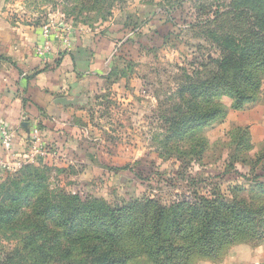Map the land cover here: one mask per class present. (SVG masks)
<instances>
[{
    "label": "rangeland",
    "instance_id": "rangeland-1",
    "mask_svg": "<svg viewBox=\"0 0 264 264\" xmlns=\"http://www.w3.org/2000/svg\"><path fill=\"white\" fill-rule=\"evenodd\" d=\"M0 13L68 34L106 23L124 34L115 51L124 69L69 110L83 145H52L48 156L0 179V217L14 207L11 198L22 204L0 218V264H105L104 252L123 264H235V247L256 248L250 223L231 242L224 240L232 226L220 222L196 242L201 225L185 203L211 201L215 209V200L236 197L264 207V133L251 120L264 93L246 79L237 84L242 94L212 88L222 83L214 39L234 32L237 55L262 53L240 38L264 35V0H0ZM172 204L182 206L180 228L170 225ZM161 210L169 225L158 232ZM222 214L236 217L226 207ZM163 235L182 249L178 259L154 253Z\"/></svg>",
    "mask_w": 264,
    "mask_h": 264
},
{
    "label": "crops",
    "instance_id": "crops-1",
    "mask_svg": "<svg viewBox=\"0 0 264 264\" xmlns=\"http://www.w3.org/2000/svg\"><path fill=\"white\" fill-rule=\"evenodd\" d=\"M122 27L106 23L68 34L57 27L23 24L0 13V123L14 134L13 162H26L35 132L46 145H83L82 131L71 121L69 110L78 109L87 92L116 67L124 69L115 56L116 44L124 35ZM45 29L51 50L42 59L35 49L42 43ZM251 120L253 130L263 134L264 104ZM0 160H8L1 147ZM245 248L249 247H235V264H264V240L249 248V256L241 254Z\"/></svg>",
    "mask_w": 264,
    "mask_h": 264
},
{
    "label": "trees",
    "instance_id": "trees-1",
    "mask_svg": "<svg viewBox=\"0 0 264 264\" xmlns=\"http://www.w3.org/2000/svg\"><path fill=\"white\" fill-rule=\"evenodd\" d=\"M83 2V1H82ZM214 42H216L217 47L221 49L220 52V60L218 62V72L221 73L222 78H221V85H216L213 86L212 88L214 90L218 89L219 86L220 88H229L230 91L234 92L235 94L239 93L242 94L243 91H240L237 88V84L239 82H242L243 80H248V81H254V88H258L261 90V92L264 93V35H262L259 38L255 37H247L245 39L240 38V41L244 44L245 46L248 47H259L263 48L262 53H257V52H252L251 54L245 52L244 50L237 55V40L234 32H227L226 35H222L220 38L214 39ZM263 58L262 61H257L256 58ZM253 63H256L257 66L260 64L259 68L257 69V74L254 73V70L256 67H252ZM194 92V90H192ZM47 150L49 152L53 151L52 145H47ZM258 164V163H257ZM30 165L24 164L19 170L26 168ZM264 170V168H262ZM18 170V171H19ZM16 171V172H18ZM14 172V173H16ZM14 173H8L4 172L3 175L0 176V179L2 181H5L6 179L10 178L11 175ZM5 176V177H4ZM257 177L254 178V186H259L262 185L263 181L256 182ZM264 186V184H263ZM264 192V190L262 191ZM68 200V199H66ZM71 200V199H70ZM17 198H11L10 203L14 205V207H11L4 217H0L1 219L6 218L11 219L12 216H15L17 213H20L22 209V204L21 205H16L17 203ZM69 201V200H68ZM201 201V200H200ZM196 202L195 204H190V203H185V206H188L187 208L192 211V220H197L199 219V223L201 225V230L198 231V233L192 235L194 237L196 242H203L206 240V238L212 237L213 233L217 230V225L220 222L221 226L228 227L232 226L229 228L228 234L223 237L225 238L224 242H231L234 237H238L242 234V230H247L249 227H251V234L256 235V239L260 242L264 240V207H257L254 204H248L245 203L241 199H237L236 197L232 198L231 201L228 204L231 205L230 208H228V204L226 199L223 197L222 202H219L218 200L214 201V206L215 209L212 208V202L211 201H206L205 205H200L202 204V201ZM189 204V205H188ZM200 205L198 208L199 209H194L195 206ZM181 205L174 206L173 204L169 206V210L171 211L170 216H171V222L170 225L176 226L177 228H180L181 226H184L183 222L184 220H180L181 215L179 216L177 213L176 208H181ZM223 207V208H222ZM226 207L227 210L230 211V213L236 215L233 218L231 217H226L222 214V209ZM202 208V210H200ZM194 210V213H193ZM213 212H211V211ZM181 211V210H180ZM1 213V212H0ZM97 217H92L87 220V225H91ZM165 212L164 210H161L159 213V218H157V221L160 223L163 221L164 227L162 225H158V232H163L166 231L168 228H165L167 224V221L165 219ZM238 218L241 219L240 222H238ZM68 222H65V226H72V224L77 220V217L74 216V218L69 222V218H66ZM156 221V222H157ZM189 223V222H187ZM250 223V224H249ZM249 224V227L247 225ZM94 226V225H93ZM215 226V227H214ZM84 227V226H82ZM223 227V228H224ZM81 228V227H80ZM87 230H94L93 227H84ZM79 228H76L78 230ZM83 231V228H81ZM84 234V233H83ZM249 235L250 238L253 237L254 235ZM168 235H163L162 241H163V246L161 248H156L155 252L158 254V256L162 254H166L165 250L169 252V254H166L169 256L168 260H161V261H171L173 259H178L180 256V251L182 250L181 248L176 249V245L169 240V244L166 241V237ZM233 237V238H232ZM190 238V237H189ZM258 243V242H257ZM155 248V247H154ZM217 249H219L217 247ZM191 250V247L188 246L184 250L185 252H189ZM153 253V252H152ZM105 255L100 256L101 258L105 259L104 262L105 264H123L125 262L124 259L121 260V262L117 261H111L106 259L109 256V252H104Z\"/></svg>",
    "mask_w": 264,
    "mask_h": 264
},
{
    "label": "built area",
    "instance_id": "built-area-1",
    "mask_svg": "<svg viewBox=\"0 0 264 264\" xmlns=\"http://www.w3.org/2000/svg\"><path fill=\"white\" fill-rule=\"evenodd\" d=\"M43 41L36 47L35 53L37 56L45 59L50 53V40L48 30L42 32ZM64 43L69 45L68 39H65ZM14 134L9 131L3 124L0 123V147L7 154L8 160H0V168L2 171L8 173H14L18 171L25 163L35 160L36 158H42L49 155L47 150V145L41 139L38 133H34L32 142L30 144V149L26 156V162L24 161H12V143H13Z\"/></svg>",
    "mask_w": 264,
    "mask_h": 264
}]
</instances>
